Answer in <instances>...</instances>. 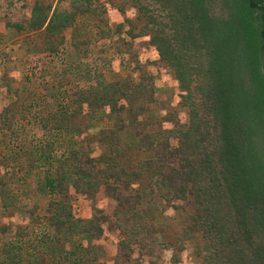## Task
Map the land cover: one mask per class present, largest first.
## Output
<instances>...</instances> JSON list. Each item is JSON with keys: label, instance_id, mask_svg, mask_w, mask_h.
<instances>
[{"label": "trees", "instance_id": "1", "mask_svg": "<svg viewBox=\"0 0 264 264\" xmlns=\"http://www.w3.org/2000/svg\"><path fill=\"white\" fill-rule=\"evenodd\" d=\"M106 1L121 14L126 7L135 11L133 20H124L131 27L128 32L133 38L149 37L159 62L174 75L188 124L163 134L147 133L143 141L139 117L153 102L152 89L143 84L132 87L131 94L138 99L125 106L112 96L113 83L89 85L86 91H78L79 110L83 103L107 108L110 114L123 110L127 121L100 132L99 142L107 149L101 156L106 166L100 171L92 159L78 164L85 147L76 140L77 128L66 136L59 133L68 145L70 170L47 176L42 191L60 196L71 185L76 192L89 195L104 186L113 197L110 179L126 185L138 180L141 185L145 176L149 188L167 192V203L191 200L193 211L181 220L180 237L182 242H195L201 264H264V0H127V5L118 7L113 0ZM99 2L74 0L69 11L50 17L49 7L35 4L25 29L53 38L73 28L72 44L77 48L79 18L104 14ZM109 36L106 31L101 38ZM124 91L118 92L128 101L130 96ZM66 119L61 114L56 127L64 129L71 123ZM170 137L177 140V147L171 148ZM139 143L146 144L140 148L149 156L138 164L139 172L131 173L118 158L126 147L139 148ZM174 158L179 165L171 164ZM145 199L140 186L118 208L136 215L145 209ZM66 208L61 200L49 205V226L56 235L87 239L84 235L89 238L93 231H100L94 220L74 219ZM116 223L128 236L120 243L119 257L128 258L136 242L129 233L131 224ZM144 232L148 237L154 233ZM183 247L174 250L181 252ZM9 259L20 264L18 255ZM74 264L100 263L76 256Z\"/></svg>", "mask_w": 264, "mask_h": 264}, {"label": "rangeland", "instance_id": "2", "mask_svg": "<svg viewBox=\"0 0 264 264\" xmlns=\"http://www.w3.org/2000/svg\"><path fill=\"white\" fill-rule=\"evenodd\" d=\"M73 1L0 0V264H14L9 259L12 255H18L20 264H74L76 256L100 264H201L195 242H182L180 237L181 220L193 211L191 200L167 203V192L149 188L145 176L141 185L138 180L126 185L110 179L113 197L104 186L89 195L76 192L71 185L60 196L42 191L47 176L70 170L68 145L61 135L77 128L80 135L76 140L85 147L78 164L92 159L95 170L100 171L106 166L101 156L107 151L99 142L100 132L127 121L123 110L110 114L107 108L86 103L79 110L78 91H86L89 85L113 83L117 91L112 90V96L125 106L138 99L131 94L132 87L143 84L152 89L153 102L139 117L143 141L147 133L163 134L188 124V111L181 105L174 75L159 62L149 37L133 38L128 32L131 27L124 20L135 18L132 8L126 7L121 14L100 0L104 14L79 18V39L73 42L77 48L72 44L73 28L53 38L25 29L35 4L49 7L50 17L54 12L69 11ZM113 1L117 7L129 3ZM106 31L110 36L101 38ZM99 89L103 93L102 85ZM119 89L130 96L129 102ZM63 113L66 121L71 120L65 130L56 127ZM169 143L171 148L177 147L174 137ZM145 145L126 147L118 158L128 172H139L138 164L148 158L149 153L140 148ZM171 164L179 162L174 158ZM137 185L146 196L145 209L136 215L124 214L118 203L135 195ZM53 200L70 208L74 219L94 220L100 231H93L89 238L84 235L88 240L56 235L48 220ZM116 222L131 224L129 233L136 242L131 244L128 258L119 257L120 243L128 236ZM145 230L154 233L148 237ZM175 247L183 249L176 252ZM82 248L87 252L82 253Z\"/></svg>", "mask_w": 264, "mask_h": 264}, {"label": "built area", "instance_id": "3", "mask_svg": "<svg viewBox=\"0 0 264 264\" xmlns=\"http://www.w3.org/2000/svg\"><path fill=\"white\" fill-rule=\"evenodd\" d=\"M55 1V3L58 1V0H54Z\"/></svg>", "mask_w": 264, "mask_h": 264}]
</instances>
